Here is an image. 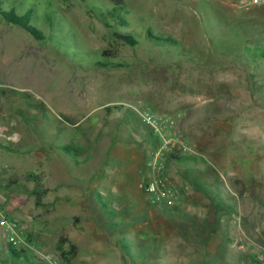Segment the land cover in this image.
Returning <instances> with one entry per match:
<instances>
[{"label":"rangeland","instance_id":"rangeland-1","mask_svg":"<svg viewBox=\"0 0 264 264\" xmlns=\"http://www.w3.org/2000/svg\"><path fill=\"white\" fill-rule=\"evenodd\" d=\"M116 1L3 5L44 39L0 15V220L20 225L0 264H264V8ZM143 109L188 145L166 155L178 199L145 191L161 138Z\"/></svg>","mask_w":264,"mask_h":264},{"label":"built area","instance_id":"built-area-1","mask_svg":"<svg viewBox=\"0 0 264 264\" xmlns=\"http://www.w3.org/2000/svg\"><path fill=\"white\" fill-rule=\"evenodd\" d=\"M230 3L241 10L264 8V0H230ZM142 121L151 129L154 136L161 138L160 147L153 153L149 163L150 178L145 185L146 193L154 200H175L179 198V191L168 178L166 155L176 152L188 153V145L182 134L176 130V118L170 114H159L149 109L140 111ZM2 168L0 166V175ZM0 227L7 241L16 246L19 244L20 225L12 217H3ZM264 262V251L256 257Z\"/></svg>","mask_w":264,"mask_h":264},{"label":"trees","instance_id":"trees-1","mask_svg":"<svg viewBox=\"0 0 264 264\" xmlns=\"http://www.w3.org/2000/svg\"><path fill=\"white\" fill-rule=\"evenodd\" d=\"M5 1L6 0H0V15L3 17V19L7 23L24 29L25 31H27L29 34H31L33 37H36L37 39H41V40L44 39V34L38 28H36L34 25L31 24V20H32L31 11L27 12L25 14H22V15H20L18 12H16V10H14L13 8L11 10L6 11L3 7V5L5 4ZM116 2H117V5L119 7L114 8V12H117L118 10L123 9V7L121 6L123 3L122 0H117ZM120 19H123V18L118 15L117 20L120 21ZM116 35L118 36V38L126 41V43L129 45L134 46V45L138 44V42L131 35H121V34H116ZM148 35H149V38L158 42L159 45H162V46L167 45V46H171V47H175L178 45V41L172 37L154 36L150 31H149ZM247 56L249 57L248 54H247ZM263 57H264V52H263ZM63 150L68 152V153L76 152V151H73V149L70 148L69 146L63 147ZM72 249H73V251L69 252V254H65V256H68V255L71 256V253L74 255L76 247L73 246ZM12 252L16 258H20L21 256L24 255L22 252H17L14 249H12Z\"/></svg>","mask_w":264,"mask_h":264},{"label":"crops","instance_id":"crops-1","mask_svg":"<svg viewBox=\"0 0 264 264\" xmlns=\"http://www.w3.org/2000/svg\"><path fill=\"white\" fill-rule=\"evenodd\" d=\"M1 140H6V139H0V153L8 152L7 150H5L6 149L5 142H2ZM248 194L250 197H252L254 195V193L252 194L251 190H249V193L247 192V195Z\"/></svg>","mask_w":264,"mask_h":264}]
</instances>
